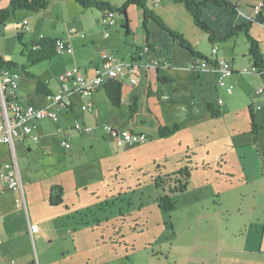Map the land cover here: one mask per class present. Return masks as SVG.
<instances>
[{
    "label": "rangeland",
    "instance_id": "rangeland-1",
    "mask_svg": "<svg viewBox=\"0 0 264 264\" xmlns=\"http://www.w3.org/2000/svg\"><path fill=\"white\" fill-rule=\"evenodd\" d=\"M112 1L121 6L128 2ZM241 1L243 9L238 12L247 11L253 0ZM64 2L53 1L55 7L38 13L17 11L16 17L28 16L31 26L37 25L36 33L48 31L54 37L68 35L74 29L76 52L83 48L93 59L106 53L126 60L130 52L145 47L146 32L138 6L129 5L127 9L129 35L122 27L124 18L119 15V26L110 27L111 37L105 38L107 27L100 24L93 8L83 11L79 7L75 13L70 8L68 11L66 5H55ZM161 5L167 23L186 40L209 56L216 45L220 59L224 58L232 69L240 67L236 89L232 94L224 88L217 93L216 74L209 68L192 71L190 53L178 41L173 46L157 26L149 25L151 44L160 56L168 54L163 58L171 57L172 67L167 75L173 84L159 86L156 96L148 100L149 107L142 109L144 124L153 128L146 131V144L119 146L105 130L111 126L108 118H98L95 123L92 114L76 110L58 124L66 132L55 131L56 124L43 126L45 142L40 138L38 144L31 143L30 152L17 145L25 203L16 206L26 207L36 264H256L254 256L247 258L227 248L242 246L244 239L239 234L244 232L230 235L233 229H240L234 224L259 211L260 203H264V176L259 178L262 152L248 143V107L251 100H257L252 96L262 84L258 71L253 70L251 44L244 32L210 44L207 34L193 25L191 18L189 21L185 6L176 4L177 7L169 8L166 0H161ZM153 10L158 12L159 8ZM226 12H215V24H211L220 37L228 35L238 22L233 12ZM76 14L81 21L74 24L76 19L72 18H77ZM17 18L0 24V50L8 62L17 64L9 69L25 78L22 66L29 72L33 70L26 55L31 50L30 33H24L19 40ZM249 35L264 55V25L254 22ZM25 48L28 51L24 52ZM68 56L58 55L51 65L43 63L35 68L41 73H59ZM123 80L128 111L134 91L130 76L124 75ZM220 98L225 105L220 106ZM82 103L84 100L78 105ZM211 104L219 116L213 117L209 112ZM149 109L152 120L145 117ZM75 122L91 132L72 129ZM160 126L179 129L160 138ZM63 140L70 143L71 149L62 146ZM187 171L191 173L187 189L175 192L176 182H166L167 178L185 181L184 176L176 174ZM248 174L254 177L252 182L245 180ZM29 184H36L32 195L27 189ZM53 186L63 189L62 202L56 206L50 204ZM164 195L176 201L175 210L166 212L159 207V198Z\"/></svg>",
    "mask_w": 264,
    "mask_h": 264
},
{
    "label": "crops",
    "instance_id": "crops-1",
    "mask_svg": "<svg viewBox=\"0 0 264 264\" xmlns=\"http://www.w3.org/2000/svg\"><path fill=\"white\" fill-rule=\"evenodd\" d=\"M11 1L12 0H0V9L7 8ZM60 1H63V0H60ZM102 1L107 2L110 5H112V4L116 5L117 7L121 6L116 2L113 3L114 1H112V0H102ZM229 1L234 3V4L239 2V4H237V5L239 6V8H242L240 5V3L243 4L241 0H229ZM260 1H262V0H259L258 2L256 0L249 1L247 11L242 10L243 12L240 11L241 13L240 12L233 13L234 16L238 20V22L236 24H240L242 22L248 21V17L252 14L253 6H255ZM52 3H53V1L49 5V7L53 5ZM64 3L65 4H55V5H56V7H62V5H66V8L68 11L70 8V10L75 12V13H76V9H79V7H80V9H83V11H87V9L85 10L84 8H82L75 0H65ZM176 4H181V3H176L173 0H166V5L169 8L170 7H172V8L177 7ZM147 5L150 9L152 8V11H154L158 16H160L162 18V20L165 22V24L169 28H171L165 19V15H166L165 12L166 11H164V9H163L164 6L161 5V0H147ZM52 7H55V6H52ZM154 8H159L158 12L153 10ZM203 10H204V17L203 18L208 23H210V25L215 24V22L212 21V20H215V18H216L215 12H218V14L220 12L221 13H228V12H226L228 10H226V9L221 10V8L217 7L214 3H210L206 6H204ZM92 11H96L98 13V20L100 18L99 22L101 24V17L103 15V12H101L95 8H93ZM141 11H142V20H143V10L141 9ZM247 14H249V16H247ZM47 15L52 19L53 15L50 12ZM117 16H119V14ZM120 16H122V15H120ZM27 17L28 16L25 15V17L23 19H20V18H17L16 14H15L13 16V18L11 17L10 19H8L6 23H8L10 21H16V18H17L19 21L16 23V30L19 31V33H21L19 28H20L21 23L24 19L29 20V17L28 18ZM75 17H77V18H74V17L72 18V19H76L74 21V24L79 23L81 21L79 15L76 14ZM122 17L125 20V16H122ZM128 18H129V16H128ZM190 18H191L192 23L194 25L195 23L193 21V18L189 13V21H190ZM116 19H117V25L113 26L114 28L119 26L118 17ZM29 24L31 25L30 20H29ZM122 24H124V22ZM151 24H153L159 28V26L153 21H151L148 24V26ZM34 25H35V27L33 28L31 26L32 31L29 32L30 33L29 34V42L30 43L33 40L40 38L41 36H45V37H51V38L64 39L74 49V53L67 57L69 59L66 60V64L63 66L62 71H60L59 73H56V74L52 73L53 75L48 74L46 72L41 73V72L37 71V68H35L36 65L29 67V68L33 69L31 72L32 74H34L35 76H38L42 81L47 83V85L49 86V89L51 90L52 93H55V94L58 93V90L60 87V83L58 81V78H59V76L65 74L68 70H70L74 67H79L84 72H86L87 75L91 76L92 74H94V69L101 65V58L96 57L95 59H93L92 56L89 53H86L83 48H82V51L76 52V50L74 48L75 41L73 40V38H75L76 34L73 35L71 33H68V35L64 34L62 37H59V36L54 37L52 35V33L48 32V31H46V32L45 31H39V33H36L34 29H36L37 25L36 24H34ZM113 27H111V28H113ZM111 28L110 27L105 28V34H106V32L110 33ZM159 30L161 31V33L163 35H165L167 37L168 41L173 46L178 44L177 41H174L167 32L163 31L161 28H159ZM128 31L130 34V24H129ZM129 34L127 33V30H126V35H129ZM217 36L220 37L218 34H217ZM110 37H111V33H110L109 37H105V38H110ZM207 37H208V35H207ZM85 38H87V37H85ZM161 41H163V40L161 39ZM208 41H209V39H208ZM189 42L191 43L192 47L197 50V52H199L202 55L211 59L212 54L209 56L208 53H204L203 51L199 50L191 41H189ZM209 43H210V41H209ZM82 44H84L83 47L84 46L87 47V45H85L84 42H82ZM89 44L91 45V47L95 46L94 42H91ZM149 45L154 48V50H155L154 54L156 56H158L159 58H163V56H168V54H166L165 52L162 56H160L156 50V46L154 44H151L150 40H149ZM137 52H130L126 60L132 59L133 56ZM190 55L192 57L191 63L193 66V63L195 61V57L191 53H190ZM0 56L3 57V59L5 61H9L5 57V55L2 53L1 50H0ZM216 58L220 59L219 52H218ZM54 59L43 62V63H49L51 65V63H53ZM99 59H100V61L98 62ZM168 59L171 61V57ZM223 60H224V58H223ZM43 63H40L38 65H42ZM171 63H172V61H171ZM233 70H234V74L231 78H229L230 80L228 81V83L234 84L235 89H236V86L238 84L237 78H238V76H240V74H239L240 73L239 72L240 67H235ZM167 72H170V69L159 70V71L148 70L147 72L141 70L140 75H139L140 80H139L138 84L132 86V90L134 92L129 97L128 111L125 110V103H123L122 109L115 108L108 101L104 88L97 90L95 92V94L93 95V100L95 102V109L93 112H90L88 114H92L91 116L94 119L95 123L97 122L98 118H104L105 117V118H108V121L112 127H116V128L123 129V130H131L135 133H142V134L146 135V131H149V129H153V128H148V125L146 126V124H144L143 116H142V109L149 107L148 100L150 98L156 96V92H157V89L159 86H167V85L173 84V81L170 83H167V84H164L163 82L159 81V78H164V77L170 79L169 76L167 75ZM53 78H55L56 80H54ZM260 79L262 80V82H261L262 84L259 85L261 87L264 85V78L260 77ZM123 89H124V86H123ZM220 90H223V89L217 87V93H220L221 92ZM19 91H20L19 93H20L22 102L27 106L43 107L44 105L47 104L46 97L41 96L37 93V81L31 77L27 76L24 78L20 75V90ZM134 96L139 97V109H138V115H137L138 117L136 118L135 121H133L129 118V113H130L129 105H130V101H131L132 97H134ZM254 96H255V98H257V100L253 99ZM220 99H222V98H220ZM252 99L253 100H251L250 104L254 105V114L256 117L257 124L259 126V130H258L256 136L252 132V128L249 130L250 139H249L248 143L250 145H254L258 149L259 153H260V150L262 152L261 160H262L263 166L259 170V172L261 173L259 175V178L260 177L262 178V176H264V94L262 96H256L255 92H254ZM123 102H124V99H123ZM79 103H81V100L79 98H74L72 106H70L68 109H65L62 111V113L60 114L59 122H57V123H53V122H50L48 120L40 122L38 124V129H37V132H38L40 138H42V140L45 142V139H44L45 130L44 129H46V128H44L43 126H49V125L51 126V125H55V124L58 125L61 122L62 117H64L65 115H71L76 110H80V108H79L80 105H78ZM223 105H225L224 100H223ZM223 105H220V106H223ZM256 106H260L262 108L259 110V109H256ZM109 107H110V110H109ZM212 107H213L214 111H217L215 109V105H212ZM226 110L228 111V107L226 108ZM217 112H219V111H217ZM248 112H249V107H248ZM117 113H119V114H117ZM145 117L148 118L149 120L153 119V115L150 113V109H149V115H146ZM0 120H1V107H0ZM53 128L55 131H58L59 133L66 132V128L62 127L60 125H58L57 128L55 126ZM72 129H73V126H72ZM39 142H40V139H39ZM31 143L38 144V143H34L30 139L19 140L16 142L15 151H16L17 159L19 158L18 154H17V145L21 144L23 146L24 151L30 152V151H32ZM70 149H71V147H70ZM12 159H13V154H12L10 146L0 142V166L3 162H5L4 164L10 163V161H12ZM4 172H5V169L3 170V172H0V242H1L0 243V264H36V261L34 259V250H33L34 247L32 246V237L30 235L28 217H27V212L25 209L26 207L22 208L21 206H19V208H18L16 206V205L22 204V203L17 202V199L20 197V194L18 191L10 190L8 188L6 182L4 181V176H3ZM245 172L247 173L246 168H244V173ZM250 172L252 173L251 170H250ZM245 176H246V174H245ZM252 178H254V177L252 175L248 174V177H246L245 180L246 181L249 180L252 182ZM27 187H28L27 189L29 190V193L32 195L34 192V189L36 188V184H29ZM262 199H264V197ZM15 207H17L18 209L14 210ZM254 212H252V214H247L246 218L242 219L238 223H235L234 225L238 226V227L240 226V229H237V230L233 229L235 231V233H233V230L230 233V235L235 234L236 236H238V234H239L238 232H244V233L239 234L244 239V243L243 244L241 243L242 246L239 245L236 248L228 246L227 248L233 249V251L235 253H237L238 255L240 253L245 255L247 258L254 256L255 260L258 261V262L255 261L256 264H258V263L264 264V203L261 202L260 207H259V211H257L256 213H254ZM252 253L255 255H252Z\"/></svg>",
    "mask_w": 264,
    "mask_h": 264
},
{
    "label": "built area",
    "instance_id": "built-area-1",
    "mask_svg": "<svg viewBox=\"0 0 264 264\" xmlns=\"http://www.w3.org/2000/svg\"><path fill=\"white\" fill-rule=\"evenodd\" d=\"M264 10V0L257 3L252 8V14L248 17V21L254 20ZM118 13L110 10L103 12L101 24L106 27L117 25ZM21 32L29 33L32 31L28 19H24L21 23ZM71 34L75 33L73 29ZM110 33L106 32L105 37H109ZM42 37V36H41ZM36 49V47L34 48ZM56 50L59 55H72L74 49L64 39L56 41ZM219 47L213 45L211 59H196L194 61L195 71L200 72L203 68H209L216 74L217 85L224 88L228 94H232L235 90L234 84H229L228 80L234 74L231 65L223 59L216 58ZM143 60H146L143 62ZM172 67V63L168 58H159L154 54V50L146 44L140 49L130 60H118L110 54H102L101 65L94 69V74L87 75L79 67L68 70L65 74L59 76L60 90L58 93H52L45 96L47 104L43 107L27 106L20 96V74L11 71L9 68L0 70V142L10 146L13 159L4 166V179L10 190L19 192L20 197L18 203H25L24 184L19 177L18 159L15 151V144L19 140L30 139L34 143H38L40 136L37 132L38 124L48 120L53 123L59 122L60 114L63 110L68 109L73 104L74 98L84 100L79 108L82 112L90 113L95 109L93 95L95 92L104 87L111 80H120L124 83V75L130 76V83L134 86L140 80V71L148 70H167ZM253 70H257L253 68ZM258 74L264 78V64L261 69L257 70ZM264 94V86L255 91L256 96ZM219 104L223 105V100H219ZM262 107L257 106L256 109ZM74 130L78 132H91L92 129L85 125L75 122ZM105 130L109 131L116 139L119 146H136L145 144L148 139L145 134L135 133L131 130H122L112 126H106ZM62 146L70 149L71 145L67 140H63ZM1 243V242H0Z\"/></svg>",
    "mask_w": 264,
    "mask_h": 264
},
{
    "label": "trees",
    "instance_id": "trees-1",
    "mask_svg": "<svg viewBox=\"0 0 264 264\" xmlns=\"http://www.w3.org/2000/svg\"><path fill=\"white\" fill-rule=\"evenodd\" d=\"M52 1H60V0H12L7 8L0 9V24L5 25L7 20L11 16H14L17 11H28V12L38 13L42 10H45L49 7ZM75 1L84 9L95 8L101 12L110 10L118 13L119 15L125 16L124 24L122 27L127 30L128 34H129L128 29H129L130 20L128 18L127 9L129 5H137L143 10V28L146 32V44H149V37H150L148 24L151 21H153L159 26V28L167 32L174 41H178L179 44L184 49H186V51L190 52L195 57V60L204 59L208 61L209 59L208 57L195 51L192 48L191 43L188 40H186L182 34L169 28L160 16H158L154 11L150 10V8L147 5V0H128V2L121 7L112 6L109 3L104 2L102 0H75ZM173 1L176 3H181L185 6L186 10L191 14L195 25L208 35V39L211 44H215L217 41H223L229 37L237 36L239 33L244 32L246 34L247 40L251 44L250 53L254 61L253 68L257 70L262 68L264 64V55L263 53L260 52L258 42L255 41L249 35V30L254 22L264 25V10L257 16L256 19L237 24L232 28V30L228 33V35L224 37H218L217 32L213 29V27L203 19L204 17L203 7L210 3H214L217 7L221 9H226L233 13H237L240 9L237 4H234L229 0H173ZM23 34L24 33L18 32V38L20 41L22 40ZM58 39L59 38L42 36L36 40H33L31 42V50L28 51V49L26 48L24 50V52L28 51V53L26 52V55L28 62L30 64L29 67L38 65L40 63L52 60L55 57H57L59 55L56 50V41ZM35 47L36 49H34ZM12 67H17V64L5 61L3 57L0 56V70H3L5 68H12ZM22 69L28 77H31L37 81V93L39 95L47 96L52 94L47 83L42 81L38 76H35L31 72L27 71L26 66H22ZM192 71H195L194 68ZM159 81L163 82L164 84L172 82V80L166 77L159 78ZM123 86L124 83L122 81L115 79L109 81L103 87L105 89L108 101L117 109L123 108V103H124ZM208 108L209 111L212 113L213 117H217L220 115L219 112L213 110L212 105H209ZM138 109H139V97L134 96L132 97L129 105V110H130L129 118L131 120L135 121L136 118L138 117L137 116ZM249 117H250L252 132L256 136L259 130V126L257 124L256 117L254 114L253 104L249 105ZM178 129L179 127L171 128L168 126H161L159 128V136L160 138L169 137L175 134L178 131ZM176 175L184 176L185 181L176 179L177 178L175 177ZM176 175H174L175 179H172V176H169L166 182H176L175 192L182 193L187 189L188 186L187 179L188 178L190 179L191 173L187 171V172L178 173ZM62 194H63V189L61 186H53L50 194V204L53 206L60 204L62 202ZM175 206H176V201L170 195H164L159 198V207L162 210L166 212H171L175 210L176 208Z\"/></svg>",
    "mask_w": 264,
    "mask_h": 264
}]
</instances>
